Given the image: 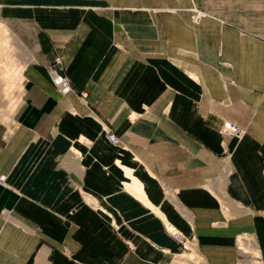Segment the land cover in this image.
Here are the masks:
<instances>
[{"label": "crops", "instance_id": "crops-1", "mask_svg": "<svg viewBox=\"0 0 264 264\" xmlns=\"http://www.w3.org/2000/svg\"><path fill=\"white\" fill-rule=\"evenodd\" d=\"M0 20L35 59L13 136L0 121V264H163L162 252L182 254L123 189L118 161L210 264H238L243 232L264 253V0H0ZM56 57L68 97L48 75ZM226 119L247 135L223 137ZM223 178L254 217L225 221L204 190Z\"/></svg>", "mask_w": 264, "mask_h": 264}, {"label": "bare ground", "instance_id": "bare-ground-1", "mask_svg": "<svg viewBox=\"0 0 264 264\" xmlns=\"http://www.w3.org/2000/svg\"><path fill=\"white\" fill-rule=\"evenodd\" d=\"M0 25L6 27V29L0 28V121L7 126L8 128L7 137L9 138L10 136L14 135V133L18 128V125H15V123L13 122V118L23 98V83L25 80L24 76L21 74V71L14 66L13 62L15 61L16 64L20 63L21 66L26 68L28 64L33 62V60L35 59H34L33 51H31L28 48V46H26L22 42V40L18 37V35L7 24H5L3 21L0 20ZM190 75L192 76L194 81L199 82L200 77L197 76V74L190 73ZM73 92H74L73 88H71V90L67 91L65 95L63 94V96L68 97ZM134 117H137V115H134L133 118ZM11 122H13V127L10 125ZM232 125H236L238 127L239 131L237 134L239 136H243L244 135L243 132L248 133V128L246 126L233 123L232 120L226 119L224 121L222 128V133L224 134L225 138L228 139L232 138L228 134L229 128ZM83 143L87 144L88 142L83 141ZM115 146L119 148H126L124 147V144L120 140H118V143ZM72 151L77 154L79 153L78 150L75 148H72ZM117 163L127 178V180L123 184L124 185L123 189L126 192H128L130 195H132L135 199H137L142 204H144L146 207H148L158 217H160L163 220L165 228L169 234L172 235L178 234L184 239L182 242L183 245L185 246V251L187 252L183 254H174L169 251H164L162 252L161 263L198 264L197 260L192 255V253H194V255H197L199 258H203V257L202 255H200L195 241H190L191 239L186 238L184 234L178 229V227L171 220H169L170 218H168V216L162 211V209L153 203L147 192V188H146L147 183L144 182L138 176L137 171L121 164L119 161ZM150 176H152L151 173ZM4 179L6 180V178H3L2 181H5ZM226 184H227L226 179L223 178L220 180V184L218 185V187L207 185L204 188V190L209 195L217 199L224 218L228 220V219H238L241 216L253 217L254 216L253 211L243 206L239 201L233 199L228 194V192L225 189ZM164 192L170 197L171 200L174 199L175 196L169 189L165 188ZM84 196L87 202L93 207H96L97 209H100L101 207L102 209H104L102 206H99L96 203L98 201H96L92 196H89L88 194H85ZM178 208L181 211V207L178 206ZM181 212L183 214V211ZM188 220L189 223L192 224L191 226L193 227L194 223L192 218ZM247 239H249V241L251 242L250 249L246 246ZM237 245L239 247L238 249L241 252V254L246 255L249 258L246 260V264H264L262 260V255L264 253L262 252L261 247L257 245L253 237L247 235L246 233L241 234L238 237Z\"/></svg>", "mask_w": 264, "mask_h": 264}, {"label": "rangeland", "instance_id": "rangeland-1", "mask_svg": "<svg viewBox=\"0 0 264 264\" xmlns=\"http://www.w3.org/2000/svg\"><path fill=\"white\" fill-rule=\"evenodd\" d=\"M0 28L1 29H6V27L5 26H3V25H0ZM13 64H14V66L17 68V69H19L20 71H21V74L23 75L24 74V71H25V69L27 68H24L23 66H21V64L20 63H15V61L13 62ZM23 67V68H22ZM25 81V80H24ZM23 86H24V83H23ZM74 91V90H73ZM222 128H223V126H222ZM222 128H221V134H222V136L224 137V134L222 133ZM244 133V135L243 136H239L238 134H236L235 135V137L234 138H243L245 135H247V133L246 132H243ZM108 138V137H107ZM234 138H231V140L232 139H234ZM110 142V141H109ZM225 144V143H224ZM115 145V144H114ZM226 146V145H225ZM1 179H3V178H5V177H0ZM5 180V179H4ZM3 182H5V181H3ZM3 182H1V183H3ZM227 191V190H226ZM259 191H262V190H259L258 189V194H259ZM164 192V191H163ZM165 193V192H164ZM264 193V192H263ZM170 198V197H169ZM248 208V207H247ZM249 209V208H248ZM251 210V209H250ZM181 211H183V214H182V212ZM181 211H180V209H179V212H180V216H181V218L183 219V221L186 223V224H189L190 225V228H192V229H194V226L192 227L191 225L192 224H190L189 223V220L188 219H191L192 218V220H193V217H192V215L191 214H188L187 213V211L184 209V208H181ZM251 211H253V210H251ZM253 213H254V216H255V212L253 211ZM257 213H259V215H258V217H260V218H263L264 219V205L261 207V210H259V211H257ZM253 216V217H254ZM242 217H247V216H241L240 218H242ZM240 218H238V219H240ZM233 220H237V219H226L225 218V221L227 222V221H233ZM174 223V222H173ZM194 223V222H193ZM175 224V223H174ZM218 225V224H217ZM216 225V226H217ZM219 226V225H218ZM178 227V226H177ZM178 229L183 233V231L178 227ZM191 229V230H192ZM244 233H246L247 235H249V236H251V237H253V239L256 241V243H257V245H259L260 246V244H259V242H258V237L256 236V234L254 233V232H243V233H241V234H244ZM184 234V233H183ZM241 234H239L238 236H237V238H236V240H235V245H236V247H237V250H238V253H239V261H238V264H246V260L247 259H249L248 258V256H246V255H242L241 254V252L239 251V247H238V245H237V240H238V237L241 235ZM171 236H172V234H171ZM186 237V236H185ZM186 238H188V239H190L188 236L186 237ZM183 239V238H182ZM184 240V239H183ZM190 241H192V240H190ZM195 241V243H196V245H197V248H198V250H199V244H198V242H197V240L195 239L194 240ZM246 246L250 249V247H251V242L249 241V239H247V241H246ZM261 247V246H260ZM184 250V251H183ZM182 252V254L183 253H186L187 251H185V246L183 247V245H182V249L180 250V251H178V252H176V253H181ZM199 253H200V255H202L201 254V252H200V250H199ZM192 255L195 257V259L197 260V262H198V264H206V262H207V264H210L208 261H207V259L202 255V257L203 258H199L197 255H194V253H192ZM206 260V261H205Z\"/></svg>", "mask_w": 264, "mask_h": 264}, {"label": "built area", "instance_id": "built-area-1", "mask_svg": "<svg viewBox=\"0 0 264 264\" xmlns=\"http://www.w3.org/2000/svg\"><path fill=\"white\" fill-rule=\"evenodd\" d=\"M61 58L56 57L55 58V64L53 66H51L48 70V75L50 80L52 81V83L58 88V91L63 95L66 94L67 91H70L72 88V84L71 81L69 80V78H67L66 76H64L61 73ZM239 129L236 125H232L229 128L228 134L230 137L234 138L235 135L238 133ZM108 136V140L112 143V144H117L119 138L112 132L108 131L107 133ZM0 182H3L2 179L0 178ZM172 237L177 241L180 242L183 245V239L181 236H179L178 234H173ZM184 247V245H183Z\"/></svg>", "mask_w": 264, "mask_h": 264}]
</instances>
